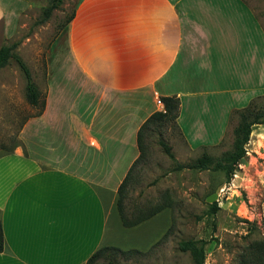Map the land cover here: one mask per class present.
I'll list each match as a JSON object with an SVG mask.
<instances>
[{"label":"crops","instance_id":"crops-1","mask_svg":"<svg viewBox=\"0 0 264 264\" xmlns=\"http://www.w3.org/2000/svg\"><path fill=\"white\" fill-rule=\"evenodd\" d=\"M23 7L0 0V50ZM46 78L44 110L0 151V264H86L102 247L162 239L172 216L126 228L117 210L139 130L175 96L192 147L222 141L264 93V30L240 0H79Z\"/></svg>","mask_w":264,"mask_h":264},{"label":"rangeland","instance_id":"rangeland-1","mask_svg":"<svg viewBox=\"0 0 264 264\" xmlns=\"http://www.w3.org/2000/svg\"><path fill=\"white\" fill-rule=\"evenodd\" d=\"M78 1L63 0L42 22L50 0H23L24 7L18 10L16 26L7 41L8 46L17 44L14 53L29 68L44 99L49 47L63 32ZM240 1L264 30V0ZM256 104L264 111V93ZM39 111L40 107L27 101L26 78L11 60L0 71V151L22 144L19 133L24 123ZM237 121L236 117L228 123L222 141H208L197 147H192L172 122L153 123L145 131L144 156L129 180L125 207L131 215L140 207L169 204L171 208L163 214L172 216L171 230L166 239L142 254L118 255V264H194L190 253L179 248L181 242L190 239L205 241V264H236L247 245L263 238L264 124L253 128L246 158L239 163L230 182L223 171L177 168L179 164L193 163L204 153L218 158L230 151ZM160 141L171 147L175 161L164 152Z\"/></svg>","mask_w":264,"mask_h":264},{"label":"trees","instance_id":"trees-1","mask_svg":"<svg viewBox=\"0 0 264 264\" xmlns=\"http://www.w3.org/2000/svg\"><path fill=\"white\" fill-rule=\"evenodd\" d=\"M63 0H50V5L44 10V17L42 22L47 21L52 15L53 11L62 3ZM75 11L68 18L66 25L73 19ZM17 48V44L14 43L10 46L4 45L0 50V71L7 67L11 60H14L21 71L24 73L26 78V98L30 105L34 107H40V111L37 115H40L45 107V99L32 80L31 72L23 59L14 50ZM254 99L247 107L235 110L232 114V122L234 118L237 117V125L234 128V140L233 147L230 151L224 152L220 157L215 158L209 154L204 153L201 157L197 158L193 163L188 165H178V169H184L186 167L190 169H195L198 171L212 170V171H223L227 182H230L237 166L241 161L246 158L247 150L246 145L249 143L250 136L252 134L253 128L257 125L264 124V111L257 107L256 101ZM165 105V112L159 111L155 112L150 118H148L138 133V148L140 151V156L134 162L130 168L126 178L120 185L118 189V199H117V210L121 218L122 225L126 228H132L140 225L141 223L151 219L157 214L163 212L164 210L170 209L171 206L166 203H159L151 208H137L131 215L127 214V209L125 207L126 191L128 187L129 180L135 166L141 161L144 156L145 146L143 143L145 131L153 123L161 122H172L175 123L177 128V119L180 112V100L179 98L164 97L162 98ZM160 145L164 152L169 156V158L175 161V156L169 145L160 141ZM169 230L154 246L159 244L161 241L166 239L169 235ZM4 247V235L2 224L0 221V253L3 251ZM179 248L182 252L190 253L194 264H205L206 251H205V241L204 240H186L179 244ZM136 253H143L142 251L132 249V250H122L116 247L106 246L99 248L94 254L88 259L86 264H118L117 256H130ZM236 264H264V236L261 240L254 241L241 252L236 260Z\"/></svg>","mask_w":264,"mask_h":264},{"label":"built area","instance_id":"built-area-1","mask_svg":"<svg viewBox=\"0 0 264 264\" xmlns=\"http://www.w3.org/2000/svg\"><path fill=\"white\" fill-rule=\"evenodd\" d=\"M156 103L161 108V110L165 112L164 102L160 98L157 99Z\"/></svg>","mask_w":264,"mask_h":264}]
</instances>
